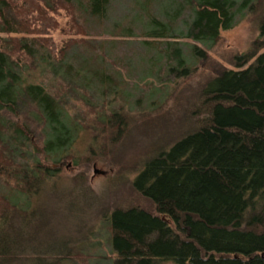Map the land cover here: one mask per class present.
Wrapping results in <instances>:
<instances>
[{"label":"trees","instance_id":"1","mask_svg":"<svg viewBox=\"0 0 264 264\" xmlns=\"http://www.w3.org/2000/svg\"><path fill=\"white\" fill-rule=\"evenodd\" d=\"M150 1L157 0L139 4L146 18L135 14L132 22L140 21L147 72L160 67L173 73L166 78L172 88L191 72L187 62L205 55L259 0H160L153 12ZM109 2L0 0V180L14 195L0 192V264H59L75 256L66 235L48 230L53 210L30 202L56 191L61 164L48 160L76 161L80 129L125 132L122 106L107 109L91 99L90 83L103 98L117 90L106 71L81 74L64 62L86 32L80 11L102 19ZM121 29L134 34L130 26ZM178 37L186 38L188 53ZM254 42V53H235L219 72L203 71L186 105L188 127L147 156L132 177L129 190L144 205H115L103 214L111 264H264V15ZM39 65L61 82L40 81ZM25 100L43 122L40 147L25 123L3 116ZM92 112L95 125L87 117ZM26 142L41 156L23 148Z\"/></svg>","mask_w":264,"mask_h":264},{"label":"rangeland","instance_id":"2","mask_svg":"<svg viewBox=\"0 0 264 264\" xmlns=\"http://www.w3.org/2000/svg\"><path fill=\"white\" fill-rule=\"evenodd\" d=\"M141 1L110 0L107 14L102 19L80 11L79 19L86 32L80 41L69 47L64 59L74 70L79 69L81 74L87 75L93 69L100 71V68L106 71L117 90L108 92L103 98L98 93L100 87L90 83V90L94 92L91 99L107 109L122 106L126 129L119 135L116 134L117 127L111 133L93 125L90 130L80 129L73 146L76 161L72 157L60 160L62 163L56 173L58 178L54 180L56 191L52 189L40 200L32 199L30 202L31 205H46L50 212L53 210L47 216V222L51 223L48 229L50 234L66 235L69 240V250H73L75 256L60 259L59 264H111V261H115L114 254L110 255L112 248L103 214L115 205L143 204L144 200L129 190L132 177L147 156L188 127L190 118L186 119V105L192 99V92L202 84L203 71L219 72L231 65L233 54L254 53L256 50L257 20L264 15V0H259L252 11L244 10L239 14L230 28L221 31L219 40L206 50L205 55L187 62L191 64V72L181 84L176 83L171 88L166 78H173V73L162 71L160 67L156 68L157 71L151 69L147 72L149 63L143 60L140 21L132 22L135 14L141 20L146 18L139 5ZM157 1H150V11L157 10ZM124 26H130L134 34H123L121 28ZM177 39L184 53H188L186 38ZM196 43L204 47L200 42ZM38 67L40 81L45 84L61 82L57 77L52 78L51 72L41 71V66ZM167 90L170 91L167 93ZM178 92L181 94L178 95ZM138 96H141L140 105L134 104ZM162 97L164 99L160 100ZM152 102L153 107L150 105ZM94 115L95 112L87 115L90 117L89 124L94 123ZM3 116L25 123L32 140L41 146L45 131L33 104L29 105L25 100L17 107L16 113L4 112ZM23 146L27 151H32L34 157L42 154L30 142ZM17 158L21 159L20 156ZM48 162L52 164L54 160ZM46 185H50V180ZM0 192L14 196L13 190L1 180ZM68 204L69 213L65 209Z\"/></svg>","mask_w":264,"mask_h":264},{"label":"water","instance_id":"3","mask_svg":"<svg viewBox=\"0 0 264 264\" xmlns=\"http://www.w3.org/2000/svg\"><path fill=\"white\" fill-rule=\"evenodd\" d=\"M59 164H61V162L59 161V162H52V166H57V165H59Z\"/></svg>","mask_w":264,"mask_h":264}]
</instances>
